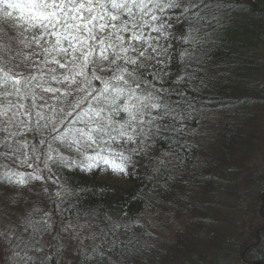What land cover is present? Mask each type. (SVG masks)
<instances>
[{"label": "snow or ice", "instance_id": "6c2138e0", "mask_svg": "<svg viewBox=\"0 0 264 264\" xmlns=\"http://www.w3.org/2000/svg\"><path fill=\"white\" fill-rule=\"evenodd\" d=\"M223 7L220 0H0V155L32 169L7 182L44 180L50 164L81 171L104 164L127 174L140 162L134 157L159 172L165 161L149 153L157 138L178 131L164 122L170 49L189 43L170 29L183 22L199 31L193 26ZM46 217L34 206L17 238L31 229L34 245L37 235H52Z\"/></svg>", "mask_w": 264, "mask_h": 264}, {"label": "trees", "instance_id": "16d2710c", "mask_svg": "<svg viewBox=\"0 0 264 264\" xmlns=\"http://www.w3.org/2000/svg\"><path fill=\"white\" fill-rule=\"evenodd\" d=\"M222 2L224 7L217 12L215 19L208 17L207 19L202 20L199 24L194 25V28H199V31L203 32L204 38H211V41L207 44L208 46H206L207 51H204L209 59L205 60V57H197L195 58L196 60H194L196 63L191 62L192 64H195L192 66L191 63L190 66L186 65L189 61H193L192 57L185 64H181L180 61L176 62L175 60L174 63H170L169 61L172 66H169L166 69L168 75L164 77V81L167 82H161L163 83V87L167 90L165 96L167 102L171 106V110L167 115L169 118L168 120L165 119L164 122L174 125L178 131L164 133L161 138L163 139L161 141L164 142L163 149L160 150V148H157V150L154 149L149 153L154 159L159 157L165 161V165L160 167L159 172L152 171L153 164L148 159L136 157V160H139L140 162L134 167L129 166L127 169L130 173L128 179L131 181V184L129 185L125 182L128 187L119 191V189H116L115 185H113V187L102 179L105 176H107L105 177L106 179H110L109 177L112 176L111 174L107 173L102 175V173L94 172V174L85 177L78 168H72V170L68 171L63 170L60 166H56L58 178L55 179V181L60 183L62 192L58 197L55 196L52 198V203L55 202L54 207L62 205L59 210L60 216L72 220L75 219V212H81L89 206L93 212H81L80 214L86 213L89 215V218L85 220L93 222L92 225H95V228L100 234L101 242L103 241L99 245L100 248L95 247L88 250L89 252L84 253L82 258L88 260L90 254L93 258V260H91L92 263L88 262L87 264H107V262H110L112 259V262L115 264H146V259L151 252L141 248L146 236L144 235L143 230L142 233L138 235V220L143 214V210L148 207L147 205L152 204L154 198H161L160 200H163V202L167 203L166 201H168L170 202L169 204H173L172 198L176 193L186 196V203L188 204L191 202L192 208L197 206L204 212V219H206L205 224H207L205 229H208L206 234L204 232V235L207 237L205 241L210 242L213 235V233H211L213 232L211 222L214 220L211 218V213L208 211L209 207L216 209V207L221 205L223 201L218 199L220 191H226L229 188L236 189L237 181H239V176L236 174H238L240 170H245L247 173L255 170L254 166H251V163L248 165V162L254 157L249 160L244 154V147L254 143L252 132H248L249 134L247 135L246 131L249 122L251 120L253 122L254 120V114L256 115L259 111V108H257L258 104L255 102H264V96H258L257 92H259V90L256 89V85L253 87V81H255L256 74L254 73L251 80L247 77L248 74L244 75L248 80H245L246 78L242 76L240 81L231 83L232 85L228 81L225 82L220 76L223 72L239 74L242 72L240 68H243V65L246 66L247 62L253 60L254 54L252 47L260 46V43L253 45L251 48L250 46L246 47V49L244 48V45L254 44L251 38L247 37L248 33L250 34V32H248L250 27L248 22L250 20L258 21L260 17L264 16V12L261 9L264 0H222ZM229 10L230 12H228ZM178 14L179 13H176L175 15ZM2 23L3 14L0 13V24ZM181 24H176L170 29V31L176 36H179L183 29V25ZM246 40L248 42H246ZM239 41H243L242 46H239ZM162 42L167 43V41ZM172 43L173 47L170 51L172 52L173 57L174 53H177L178 50L174 46L177 43L175 41ZM3 55V51H0V58H2ZM172 59H175V57ZM245 59L248 60L245 62ZM228 62L232 63V65H227ZM229 67H232V69L230 70ZM256 70L257 69H254V72ZM190 71L195 75L194 79L189 78ZM180 76L184 77L183 81L177 80ZM217 78H219L220 82ZM157 86H159V83ZM200 99H202V101H208L209 103L211 102L209 109L218 107L219 109L224 110L229 108L231 111L228 112L226 110V112L230 114V118L234 121L238 118L237 122H239L232 125V127L229 128V131L222 135V142L225 149L229 148V150L233 151V148L236 147V145L244 148L237 154V157H240L239 166L236 167L232 165L227 167L215 162V165H211L212 168L215 167L218 172L217 175H213V173L209 172L207 169L203 170L206 165H210L207 156L202 160L201 165H204L202 169H200L201 165L198 166V168H195L192 164L195 159L200 157L197 155L198 153H196V150H200L198 149L199 144L189 143L190 140H194L191 134L197 126V113L202 114L203 110L207 109L206 107L209 106V104L207 105L208 102L205 103L206 105L197 104ZM250 100H252L251 104H254V106L250 105ZM239 110L243 111L245 114L238 115L232 113L238 112ZM246 110L247 113L244 112ZM255 135L256 133L254 134V137ZM256 139L258 140V138ZM169 144L172 145L171 149H169ZM3 151V149H0V153ZM164 153H168V155H164ZM0 161L7 163L6 165L12 166L14 169H18L11 158H5L3 155H0ZM249 169L251 170L249 171ZM124 175L126 178L127 174ZM77 176H81V178H76ZM186 176L189 178L186 179ZM233 181L235 183H233ZM142 182H144L146 186L150 185L152 188L150 191L152 192L150 194L146 192L145 194L142 193L143 196L141 197H139L138 193V197H136V193L141 192L142 189L146 187H144ZM142 186L143 188L141 189L140 187ZM8 187L15 191L7 193V189L5 188ZM256 187L260 189L257 194H259L260 191L264 194L263 178L262 181L258 180ZM21 188L22 187L18 188L10 186L6 178L1 179L0 207H7V205L12 206L13 204L24 202L25 209L28 208V206H30L28 205L30 201L26 199L25 192H35L37 189L31 188L29 191H23ZM74 188L81 194L78 196L80 198L78 200L80 203L76 206L77 209H74L71 204H69L68 207L63 204L59 205V201L61 200L60 197L63 196V193H67V190L70 189L71 195ZM198 193L207 203L204 206H202L203 201H199L197 198ZM154 194H157L158 196H154ZM193 194H196V200L191 197ZM8 195L9 200L7 199L6 201L5 197H8ZM247 195L248 194H246V196ZM188 197L191 199H188ZM248 200H251V198L242 202L244 206H248L246 211L249 210L248 208L252 209V205L250 204L253 202H248ZM259 200H261L260 194ZM177 202H179L178 199ZM0 212L4 213V211ZM256 213L262 220L264 209L261 207ZM116 225L120 228H117ZM131 231H133L132 234ZM180 232L179 238L182 243L180 244L179 249L181 252L173 256H182L185 261L184 264H221L218 263L221 261H217L216 263H213V261H211V263L206 262L203 254H209L205 252L203 254L200 253L199 257L194 259V252L190 248L194 246H190L185 242V239L190 237L193 232H191L190 229L188 231ZM244 232L248 233L247 231ZM225 240L227 244L232 243V241L229 242V240ZM259 240L261 241L259 243L260 245L255 251L258 263L262 264L264 263V234L261 236V239H258L257 241ZM217 241L220 245L221 241ZM31 246L34 245L32 244ZM155 246L157 245L154 244L151 247L152 251L159 250ZM214 246L217 247L218 245L214 244ZM228 246L229 245H225L222 248L220 247V250L225 251L230 248H228ZM217 248L219 249V246ZM237 252L238 251H236V253ZM239 252H241V250H239ZM156 257L159 259L158 264H162L163 256L157 255ZM260 259L262 260L260 261ZM242 261L245 264H251V260L250 262H247L248 260L240 257L238 262L242 264ZM51 262L53 264L54 261ZM8 264L13 263L12 261H8ZM172 264H176V262Z\"/></svg>", "mask_w": 264, "mask_h": 264}, {"label": "rangeland", "instance_id": "374dc122", "mask_svg": "<svg viewBox=\"0 0 264 264\" xmlns=\"http://www.w3.org/2000/svg\"><path fill=\"white\" fill-rule=\"evenodd\" d=\"M220 2L223 4L222 0H220ZM261 9L264 12V4ZM228 12H230V10ZM248 24L250 25L248 29L250 34L248 33L247 37L251 38L254 44L249 45L246 43L247 45H244V48L246 49V47L249 46L251 48L253 45L260 43V46H256L257 48L255 46L252 47L254 54L253 60L257 62L253 87L256 85V89L259 90V92H257L258 96H264V16L260 17L258 21L250 20ZM246 42L248 41L246 40ZM239 43L241 44H239V46H242L243 41H239ZM210 103H207L209 106L206 107L207 109L203 110L202 114L197 113V126L191 134L194 140L189 141L191 144H199L198 149H200L199 151L196 150V153H198L197 155L200 157L195 159L194 163H192L193 166L198 168V166L202 164V160L207 156L210 165H206L203 170L207 169L209 172H212L213 175H217L218 172L215 167L212 168L215 162L227 167L232 165L237 167L240 162V157H237V154L241 149L245 148L244 154L248 159L250 160V158L254 157L248 162V165L251 163V166H254L255 170H252L250 173H247L245 170H240L238 174H236L239 176L236 189L229 188L226 191H220L218 199L223 201L221 205L216 207V209L209 207L208 211L211 213L209 214L214 220L211 222V226H213V232L211 233H213V235L210 242L205 241L207 237L204 235V232L206 234L208 229H205L207 224H205L206 219H204V212L197 206L192 208L191 202L187 204V199H185L186 196L178 193L174 194L172 198L173 204H169L170 202L168 201L165 203L163 200L154 198L151 204L152 207H150L151 211L146 209V211L143 212L138 220L139 229L136 228L139 230L138 235H140L143 230L146 236L143 245L140 244L141 248L154 254L150 253L146 259V264H158L159 259L156 257L157 255L163 256L162 264H172L175 262L176 264H184L185 261L182 256H180V258L173 255L181 252L179 249L182 243L179 238L180 231H188L189 229L193 233L190 237H185V242L190 246H194L190 247L194 252V259H197L200 253L203 254L205 252L209 254H203L205 256V261L209 263H211V261H213V263L221 261L218 263L237 264L240 257H242V259L248 260L247 262L251 260V264H259L255 250H257L261 242L257 240L261 239V236L264 234V214L262 213L261 220L256 212L261 207L264 209V194L261 191L259 192L261 197V200H259V194H257V192L260 189L256 187V184H258V180L262 181V178L264 179V102H255L258 104L257 108H259V111L256 115L254 114L253 122L251 120L247 125V131L245 130L247 135L249 134L248 132H252L254 143L244 148L236 145V147L233 148L234 152L229 150V148L225 149L222 142V135L228 132L232 125L239 123L237 122L238 118L235 119V121L230 118V114L226 112V110L228 112L231 111L229 108L224 110L218 107L209 109ZM251 103L252 100H250V105L254 106V104ZM244 112L247 113V110ZM232 113L238 115L245 114L240 110ZM255 133L256 135L254 137ZM256 138H258V140ZM64 155L66 156L67 154L64 153ZM6 164L7 163L0 161V180L6 178L7 175H12L14 171H32V169L26 168L14 169L12 166ZM203 166L204 165H201L200 169H202ZM250 170L251 169H249V171ZM42 174L46 179L40 181L33 180L28 183L29 186L27 185L28 188L26 189H37L35 192H25L26 199L30 201L28 204L30 206H28V208L25 209L24 202L13 204L12 206L7 205V207H0V211H4V213L0 212V264H8V261H12L13 264H22L21 257L25 259L31 257L35 264H52L51 261H54L53 264L92 263L91 260H93V258L91 254L88 260L82 258V256H84L85 252H89L88 250L90 249L95 247L100 248L99 245L103 241L100 242L99 232L95 228V225H92V221H73L60 216L58 207H53L52 198L56 196L57 192L61 194L62 187L58 181L53 179L47 170ZM105 177L102 179L107 184H111V186L115 185L116 189H119V191L128 187L125 183V177H120L118 174L110 176V179H106ZM185 178L188 179L189 177L186 176ZM233 183L235 182L233 181ZM8 184L16 187L11 183ZM45 187L48 189L47 192L44 191ZM9 188L10 187L5 188L7 189V193L15 191ZM21 189L23 190L24 187ZM26 189L23 191H29ZM246 194L248 195L246 196ZM154 196L158 195L154 194ZM249 196L251 200H248V202H253L250 204L252 205V209L248 208L249 210L246 211L248 206H244L242 202L250 199ZM191 197L195 200L197 198L199 201L202 200V206L207 204L199 193L197 194V198L196 194H193ZM8 198L9 195L5 197V200L7 201ZM189 198L190 197H188V199ZM177 199L179 202H177ZM34 206H38L43 209L44 212L50 213V217L46 218H48L49 222L52 224V235H48L47 233L37 235L36 240H39V243L31 246L33 244L31 229L24 233L22 240L17 238L16 233L18 227L24 221L25 214L31 212ZM36 218L39 219L40 217L36 216ZM19 230L23 231V228L20 227ZM132 233L133 231H131V234ZM225 239L229 240V242L232 241V243L227 244ZM217 240L221 241L220 245ZM25 244H28L29 247L26 248ZM154 244L158 246H155L159 249L158 251H152L151 247ZM214 244H217L219 249L217 248L218 246L215 247ZM17 245H19V247ZM225 245H229L228 248H230L225 251L220 250V247L222 248ZM36 249H40L41 251L38 252ZM239 250H241V252H239ZM236 251L238 252L236 253ZM261 260L262 259H260V261ZM32 261H29V264H32ZM112 261L113 259L107 262V264H115ZM238 264L240 263L238 262ZM242 264L245 263L242 261Z\"/></svg>", "mask_w": 264, "mask_h": 264}, {"label": "bare ground", "instance_id": "6f19581e", "mask_svg": "<svg viewBox=\"0 0 264 264\" xmlns=\"http://www.w3.org/2000/svg\"><path fill=\"white\" fill-rule=\"evenodd\" d=\"M179 15V14H178ZM181 25H183L182 27H183V29H182V31L186 34V36L188 37V39H191V40H189V43H186V44H176V45H174L176 48H177V50H178V52L177 53H174V55H173V57H175V59H171L170 60V63H174V60L177 62H179L180 61V63L181 64H185V63H187L188 61H189V59L192 57V59H193V61H189V63H187L186 65H189L190 66V63L191 62H193V63H196V62H194V60H196L195 58H199L200 56L201 57H205V60H208L209 59V57H207L208 55L204 52V51H207V49H206V46H208L207 44L211 41V38L210 39H208V38H204L203 36V32H200V31H194L193 29H190L189 28V26L186 24V23H183L182 22V24ZM175 26V25H174ZM193 28H194V26H193ZM206 39V40H205ZM184 49H187V54L184 56V58L181 60V58H180V56H179V53L181 52V51H183ZM188 57V58H187ZM248 59H245V62L247 61ZM169 63V62H168ZM169 63V66H172L171 64ZM192 65H195V64H192L191 63V66ZM227 65H232V63H230V62H228L227 63ZM243 68H240V70H242V72L241 73H239V74H236V73H232V72H223L222 74H221V78L226 82V81H228V82H230V84L231 83H234V82H238V81H240V79H241V77L243 76L244 78H246L245 80H248L247 79V77L249 78V80H251V77H253V75H254V69H257V62H255L254 60H250L249 62H247L246 63V66L245 65H243L242 66ZM170 69H171V67H170ZM229 69L231 70L232 69V67H229ZM191 72V71H190ZM248 74V75H247ZM244 75H247V77H245ZM219 76V75H218ZM194 77H195V75L193 74V72H191L190 73V75H189V78H191V79H194ZM187 79V78H186ZM217 80L220 82V80H219V78H217ZM189 81V80H188ZM154 83H157V82H155L154 81ZM179 84V83H178ZM157 85H158V83H157ZM232 85V84H231ZM231 85H230V87H231ZM196 89H197V87H196ZM196 91H198V90H196ZM188 93H191V92H188ZM208 101H202V99H200V101L199 102H197V104H200V105H203V104H205V103H207ZM209 103V102H208ZM168 118L169 117H165V119H167L168 120ZM161 140H163V139H161V138H158V139H156V142H155V144H154V149H156L157 150V148L159 149L160 148V150H162L163 149V145H164V142L163 141H161ZM67 155H66V157L67 156H69V153H67V152H65ZM134 159H136V157H134ZM50 167L52 168V174H51V176L53 177V179H57L58 178V173H57V169H56V165H50ZM62 169L63 170H68V171H70V170H72V168H64V167H62ZM80 172H82L83 174H84V176L85 177H87V176H89V175H91V174H94V172H96V173H103V174H111V175H113V176H115L116 174H114L113 172H112V170H110L109 169V167L107 166V165H104V164H100L99 166H97V167H95V168H93L91 171H81L80 169H78ZM72 172V171H71ZM129 175H130V173H129V171H127V177H126V182H127V184H131V181L128 179V177H129ZM118 176H120V177H124L125 175L124 174H118ZM50 177V176H49ZM52 177H51V179H52ZM76 178H81V176L79 177V176H77ZM142 184H144V182H142ZM153 185V184H152ZM29 186V185H28ZM28 186H26V187H24V189H26V188H28ZM146 185L144 184V187H145ZM141 189L143 188V186L142 187H140ZM23 189V190H24ZM152 188H151V186L150 185H148V186H146L145 188H143L142 189V191L141 192H137L136 193V197H138V193H139V197H141V196H143L142 195V193L143 194H145V192L146 193H151L152 191H150ZM26 190H29V189H26ZM153 192H155V191H153ZM66 192H64L63 193V196H61L60 197V201H59V205H61V204H63V205H65V206H69V204H71L72 205V207L74 208V209H77V207L76 206H78L79 205V195H81L80 193H79V191L77 192V190H75V188L72 190V193H71V195H70V189L69 190H67V193L65 194ZM82 193V192H81ZM159 199H161V198H159ZM78 201V202H77ZM65 203V204H64ZM73 203H74V205H73ZM54 205H55V202L53 203ZM54 205H53V207H54ZM62 206V205H61ZM61 206H58V209L60 210L61 209ZM148 207H146L144 210H143V212H145L146 211V209H148L149 211H151V209H150V207H152V205H147ZM57 206H55L54 208H56ZM87 208V209H86ZM85 208V210H83V211H81V212H88V213H91V212H93V211H91V208L89 207V206H87ZM81 212H75L76 214L74 215L75 217V219H72L73 221H75V220H80V221H83V219H84V221H85V219H88L89 217V215H87L86 213H82V214H80ZM116 227L117 228H120L119 226H117L116 225ZM101 242V241H100Z\"/></svg>", "mask_w": 264, "mask_h": 264}]
</instances>
